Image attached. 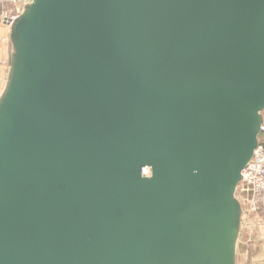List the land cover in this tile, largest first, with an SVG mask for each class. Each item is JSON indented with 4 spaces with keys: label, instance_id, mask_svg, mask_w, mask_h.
I'll list each match as a JSON object with an SVG mask.
<instances>
[{
    "label": "water",
    "instance_id": "obj_1",
    "mask_svg": "<svg viewBox=\"0 0 264 264\" xmlns=\"http://www.w3.org/2000/svg\"><path fill=\"white\" fill-rule=\"evenodd\" d=\"M12 42L0 264H237L264 0H33Z\"/></svg>",
    "mask_w": 264,
    "mask_h": 264
},
{
    "label": "built area",
    "instance_id": "obj_2",
    "mask_svg": "<svg viewBox=\"0 0 264 264\" xmlns=\"http://www.w3.org/2000/svg\"><path fill=\"white\" fill-rule=\"evenodd\" d=\"M33 0H0V5H10L11 11L3 10L2 22L9 27H12L19 16L25 11L26 7ZM261 132L264 133V116L261 126ZM143 175H149L150 169L144 167ZM237 192L247 194L249 197L250 215L264 216V141L259 142L254 151L250 163L242 171V180L239 184Z\"/></svg>",
    "mask_w": 264,
    "mask_h": 264
},
{
    "label": "crops",
    "instance_id": "obj_3",
    "mask_svg": "<svg viewBox=\"0 0 264 264\" xmlns=\"http://www.w3.org/2000/svg\"><path fill=\"white\" fill-rule=\"evenodd\" d=\"M2 13L3 11L0 10V101L9 85L11 59L14 53L12 27L6 26L2 22ZM255 216L257 220L254 222L256 229L253 232L251 243L254 249L251 254V263L264 264V216L261 214Z\"/></svg>",
    "mask_w": 264,
    "mask_h": 264
},
{
    "label": "rangeland",
    "instance_id": "obj_4",
    "mask_svg": "<svg viewBox=\"0 0 264 264\" xmlns=\"http://www.w3.org/2000/svg\"><path fill=\"white\" fill-rule=\"evenodd\" d=\"M12 9V7H8V5H0V10ZM24 18L20 19V25L24 22ZM10 52V51H9ZM264 116V112H263ZM237 198L241 204V225H240V237L238 240V253H237V263L238 264H252L251 257L254 251L252 247V236L255 228L256 216H252L248 213L249 208V197L247 194H242L237 192Z\"/></svg>",
    "mask_w": 264,
    "mask_h": 264
},
{
    "label": "trees",
    "instance_id": "obj_5",
    "mask_svg": "<svg viewBox=\"0 0 264 264\" xmlns=\"http://www.w3.org/2000/svg\"><path fill=\"white\" fill-rule=\"evenodd\" d=\"M264 141V133H260L259 142ZM240 237V235H239ZM237 253H238V245H237V252H236V263H237ZM238 264V263H237Z\"/></svg>",
    "mask_w": 264,
    "mask_h": 264
}]
</instances>
